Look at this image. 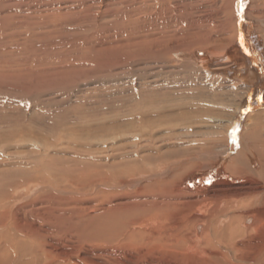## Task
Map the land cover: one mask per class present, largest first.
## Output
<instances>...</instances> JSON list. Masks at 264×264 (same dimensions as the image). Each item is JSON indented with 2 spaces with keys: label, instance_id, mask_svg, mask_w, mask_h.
<instances>
[{
  "label": "rangeland",
  "instance_id": "obj_1",
  "mask_svg": "<svg viewBox=\"0 0 264 264\" xmlns=\"http://www.w3.org/2000/svg\"><path fill=\"white\" fill-rule=\"evenodd\" d=\"M233 2L0 1V264H203L173 249L113 242L110 229L100 233L95 224L157 179L158 171L118 166L134 157L122 150L137 142L116 140L125 132L118 118L178 108L165 126H197L191 136L203 146L231 140V121L248 95L233 73L244 66L233 67V46L224 49L235 40ZM256 2L248 0L245 15ZM248 19L244 32L258 29L264 38L263 14ZM197 50L233 56H210L198 67L188 57ZM227 66L232 76L221 69ZM244 146L254 152L248 139ZM132 150L142 158L141 146ZM242 157L252 160L246 151Z\"/></svg>",
  "mask_w": 264,
  "mask_h": 264
},
{
  "label": "bare ground",
  "instance_id": "obj_2",
  "mask_svg": "<svg viewBox=\"0 0 264 264\" xmlns=\"http://www.w3.org/2000/svg\"><path fill=\"white\" fill-rule=\"evenodd\" d=\"M256 1L257 8L250 7L248 15H245L248 0L241 2L234 0L233 4H237L235 40L232 44L229 43V47H223L228 49L233 46L235 49L232 53L236 54L237 59L233 67L242 63L244 68H238L233 73L245 81L248 89L247 98L239 114L231 121L233 126L231 140L226 147L219 144L221 137L212 146L200 145V140L191 136L194 134L195 137L199 132L197 126L193 124L181 130L177 125L165 126L167 122L173 123L178 119V108L164 110L162 107H149L136 115H129L125 120L118 118L116 121L115 118L117 129L125 131L116 140L130 143L137 138V142H133V148L141 146L143 154L142 158H139L133 148L124 149L123 154H133L134 157L131 159L126 157V163L117 165L124 167L126 172L136 170L148 174L158 171V174L155 176L157 179L154 178L156 180L151 184L142 186L132 195L128 194L129 197H125L123 203H118L117 200L118 204L115 203L96 217L98 222L95 226L102 230L100 233L110 229L113 233V242L173 249L178 256L183 252L182 257L203 264L263 263L264 38L260 31L258 29L254 31L253 27L251 28L253 32L249 35L244 32L245 26L253 24L249 17H256V14L258 17L262 14L264 16V12L260 11L264 10V0ZM200 17L196 18L202 21V16ZM201 30L203 31L202 28ZM183 35L180 37L183 38ZM241 36L244 38L243 48L240 44ZM201 45L207 48L210 46ZM188 54L198 67L203 66L204 62L206 64L210 56H214L213 60L233 56L227 50L217 52L197 50ZM182 55L180 54V57ZM231 67L220 68L224 74L231 75L229 70ZM253 91L257 98H254ZM198 112L202 113L201 110ZM242 129L245 131L249 129L245 138H239L238 132ZM245 139L252 143L254 154L248 152L249 146H244ZM245 151L248 157L252 156L251 162L245 161L242 157ZM236 154L241 156L239 162L234 157ZM191 158H194L193 161L196 163L201 161L204 166L190 164ZM203 169L206 172H203ZM244 223L252 225L244 226ZM98 236L102 237V234Z\"/></svg>",
  "mask_w": 264,
  "mask_h": 264
},
{
  "label": "snow or ice",
  "instance_id": "obj_3",
  "mask_svg": "<svg viewBox=\"0 0 264 264\" xmlns=\"http://www.w3.org/2000/svg\"><path fill=\"white\" fill-rule=\"evenodd\" d=\"M238 2H241V0H238ZM241 11H242V9H241ZM240 44H241V47L243 48L244 47V38H243V36L240 37ZM245 51H247V50L245 49ZM233 135H234V133H233Z\"/></svg>",
  "mask_w": 264,
  "mask_h": 264
}]
</instances>
